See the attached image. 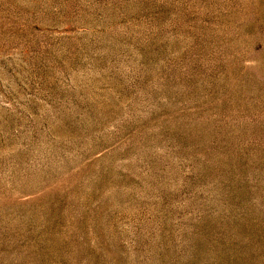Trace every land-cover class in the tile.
I'll return each instance as SVG.
<instances>
[{
  "label": "rangeland",
  "instance_id": "rangeland-1",
  "mask_svg": "<svg viewBox=\"0 0 264 264\" xmlns=\"http://www.w3.org/2000/svg\"><path fill=\"white\" fill-rule=\"evenodd\" d=\"M0 264H264V0H0Z\"/></svg>",
  "mask_w": 264,
  "mask_h": 264
}]
</instances>
